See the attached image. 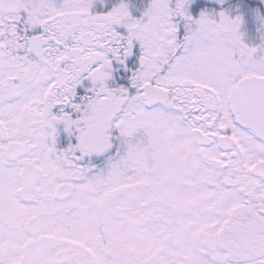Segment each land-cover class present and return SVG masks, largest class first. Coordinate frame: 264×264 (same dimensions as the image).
Instances as JSON below:
<instances>
[{"label": "snow or ice", "instance_id": "1", "mask_svg": "<svg viewBox=\"0 0 264 264\" xmlns=\"http://www.w3.org/2000/svg\"><path fill=\"white\" fill-rule=\"evenodd\" d=\"M0 264H264V0H0Z\"/></svg>", "mask_w": 264, "mask_h": 264}]
</instances>
